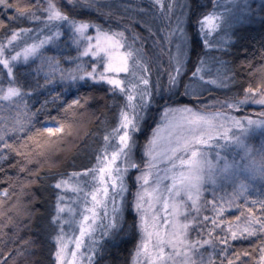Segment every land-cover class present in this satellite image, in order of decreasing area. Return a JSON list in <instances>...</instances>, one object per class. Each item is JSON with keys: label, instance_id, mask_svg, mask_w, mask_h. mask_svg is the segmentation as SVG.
Instances as JSON below:
<instances>
[{"label": "snow or ice", "instance_id": "6c2138e0", "mask_svg": "<svg viewBox=\"0 0 264 264\" xmlns=\"http://www.w3.org/2000/svg\"><path fill=\"white\" fill-rule=\"evenodd\" d=\"M230 3V8L214 3L212 10L195 15L181 5V14L173 16L172 0H126L115 7L104 0H0V100L22 103L25 110L0 123V172L15 168L17 178L27 173L31 182L39 165L54 162L43 158L73 134L77 114L94 99L81 89L103 87L116 106L115 123L104 122L102 143L88 166L53 177L58 193L49 214L53 264H102L109 241L129 231L131 264H264V190L256 189L257 181L264 182V63L240 60L239 67H251L249 80L224 99L209 97L207 105L200 101L209 87L225 89L236 82L232 62L197 55L192 68L187 66L194 37L224 55L237 44L247 53L233 25L257 17L264 21V0L255 6L254 0ZM83 9L96 11L105 23L83 16ZM117 10L124 15L116 16ZM113 16L115 26L108 23ZM25 20L34 26H8ZM145 33L159 53L168 52L166 68L157 61L155 79ZM68 41L76 56H63L59 46ZM259 51L264 59V35ZM20 62L35 73L33 83L22 82L15 71ZM181 86L192 103L173 99ZM39 89L46 90L47 99L30 107L25 98ZM165 92L169 99L159 105V120L139 144L147 115ZM41 115L55 126L36 127ZM256 134L258 147L252 142ZM34 159L37 167L29 168ZM4 179L11 186L12 177L5 173ZM69 189L72 196L59 194ZM9 198L7 188L0 190V264H20L33 242L21 235L25 225L3 209ZM19 204L17 197L9 210L27 215ZM229 209L237 214L228 215ZM126 210H134L130 224ZM242 240L254 242L237 247L234 242Z\"/></svg>", "mask_w": 264, "mask_h": 264}, {"label": "trees", "instance_id": "16d2710c", "mask_svg": "<svg viewBox=\"0 0 264 264\" xmlns=\"http://www.w3.org/2000/svg\"><path fill=\"white\" fill-rule=\"evenodd\" d=\"M117 6L126 0H104ZM185 8L193 15L202 12L209 7V2L201 5L199 0H186ZM259 0H257V3ZM176 5V4H175ZM178 7V6H177ZM175 8V7H174ZM82 15L85 17H91L98 20L100 23H105L107 18L101 17L99 13L92 9L80 10ZM173 16L181 14V9L173 11ZM116 16L124 15L123 11L117 10L115 12ZM7 20V16L3 17ZM108 23L115 26V16L108 20ZM34 25L32 22L27 20L23 22H11L9 27L17 26H27L31 27ZM237 33L243 38L241 43L246 42L248 51L247 53L239 52V45L235 46V49L229 54L224 55L223 53L219 56L221 60H229L232 63L229 67H232L233 71L236 73L237 80L234 84H230L225 89L211 88L207 91L206 95L210 97H219L224 99L225 96L231 95L232 92L239 91L240 83L247 82L249 80L248 73L251 72V67L245 64L239 67V62L242 59H247L251 61L252 65L257 63H264V59H261L260 55V41L262 35H264V21H261L257 17L253 21L245 22L242 25H235ZM3 31V30H0ZM143 32V29H140ZM191 31V29H190ZM147 37V33L144 34ZM162 35V33L160 34ZM196 41V46L191 49L188 57V67H192L193 62L196 61L197 55L203 56L206 53V49L200 43L199 37H194ZM148 52L149 57L152 58L153 62V79L158 75L156 72L157 61L163 64V67H167L168 63V52L164 51L162 54L158 52L155 45H153L151 37H147V43L144 45ZM174 45L172 46V49ZM73 52V51H72ZM74 53V52H73ZM29 65H19L16 67L15 71L20 75L22 82L33 83L32 77L35 73H28ZM215 70V67H213ZM161 81L166 83V73L160 74ZM42 82V80H41ZM82 92H92L94 99H91L89 103L85 106L82 113H78L76 120L78 124L75 125V131L69 137H66L63 141L59 143V150L52 151L48 156L44 157V160L51 159L53 163L44 162L38 167V171L34 175L30 176L31 182L25 179L28 175L27 173H20L19 178H17V171L15 168L4 167L3 172H0V190L7 188L10 198L5 199L2 205L3 209L12 215L14 221L22 223L25 227L21 231V235L29 238L33 243L30 246L29 252L25 254L20 260V264L27 261L28 264H53L54 252L53 244L55 243L52 239L54 233L51 232V227L49 225V214L54 212L55 200L54 197L58 193L53 186V177L56 173H67L71 174L72 171L79 170L81 166H88L89 161L93 157L94 150L102 143L101 134L104 130V122L107 121L108 124L115 123L116 106L112 104V97L110 94H106L105 89L102 87L98 90L92 89H81ZM183 87L181 86L180 91L176 94L173 99L179 103H190L192 100L186 95L183 97ZM75 94V89L71 90L66 98H71V95ZM185 97V98H184ZM28 98L30 107H39V102L47 99L46 90L39 89L36 93L30 94ZM120 100L121 97H116ZM163 99H169V94L164 93L163 98H158L157 104L153 105L147 115L144 122L143 130L139 133L137 139L139 144H143L148 132L151 129V123L155 125L156 117L160 112L159 105L162 103ZM49 111L52 115H57V109L49 106ZM47 127L55 126L53 122H47L44 120L43 115L39 117V123L36 127ZM227 154V153H226ZM135 155L140 157L142 151L138 145ZM239 159V157H236ZM39 159V158H38ZM13 159H9L8 163H13ZM37 167V160H33L29 165V168ZM5 173L12 177L11 186H9V181L4 179ZM21 185L23 188L21 189ZM17 197H19L20 204L17 205L19 208H24L28 210L27 215H13L15 209L9 210V205L13 204ZM237 213H228V215L235 216ZM133 210H126L124 213L126 221L131 223L133 219ZM3 217H0L2 220ZM139 237H136L138 241ZM254 241L242 240L235 241L234 243L237 247H247L250 243ZM134 241L132 239L131 231L126 237H118L114 241H109L106 245V251L104 254V259L102 264H131V253L133 250Z\"/></svg>", "mask_w": 264, "mask_h": 264}, {"label": "rangeland", "instance_id": "374dc122", "mask_svg": "<svg viewBox=\"0 0 264 264\" xmlns=\"http://www.w3.org/2000/svg\"><path fill=\"white\" fill-rule=\"evenodd\" d=\"M172 2L174 4H176V7L173 8V11H177V10L181 9L180 6L181 5L185 6L186 3H187L186 0H172ZM199 2H201L200 3L201 5H204L205 3H208L209 2V4H208L209 7L206 9V10H209V11L212 10V5L214 3L217 4V5H219V6H221V7H229V8L231 7L230 0H199ZM256 3H257V0H254L253 6H255ZM203 11H205V10L203 9L202 12ZM32 26H34V25H32ZM234 26L235 25H233V27ZM60 40L62 42L65 41V40H67V36L61 37ZM173 45H174V48L172 49V52L174 53L175 52V44H173ZM59 47H60V50L62 51L63 56H76V54H77L76 53V46L73 45L71 43V41H68L67 46H65L63 43H61ZM204 49H206V53L203 56H207L210 60L219 58V56L222 54V52L218 53V52H216V51H214L212 49H208V48H205V47H204ZM49 50L50 51H54L56 49H55L54 46H50ZM19 65H25V64L23 62H20V63L17 64V66H19ZM25 66H27V65H25ZM208 67L213 72H215V70H213L214 69L213 68L214 66L211 63L208 64ZM188 68H192V67H188ZM2 71H3L2 66H0V72H2ZM42 76H43V73H41V77ZM3 83L6 84L7 81H3ZM211 88H213V87H209L208 90H210ZM214 88H216V87H214ZM206 93L201 97V101L200 102L207 105L208 104V99H209L210 95H206ZM180 96L183 97V94H180ZM187 97H189L190 99H192V100L189 101L190 103H192L193 102V98L190 97V96H187ZM212 98H214V97H212ZM25 99L27 100V103H29L28 98L26 97ZM190 103H184V104H190ZM208 106L211 107V105H208ZM256 110L258 111L259 109H256ZM24 111L25 110L23 108V104L22 103L19 104L18 106H10L6 102H3L2 100H0V123H3L4 118L12 119V118H14V116H16L17 114L23 113ZM156 120H157L156 122H158V120H159V114L157 115ZM154 126L155 125L152 122L151 123V128L154 127ZM149 132H148V134H149ZM260 139H261L260 135L259 134H256L253 137L252 142L258 147L259 146V143H260ZM134 174H135V170H133V172H132V175H134ZM69 176H70V174H69ZM256 189L264 190V182L257 181L256 182ZM256 189H253L252 190L253 195L256 194ZM229 190H230V188H229ZM59 194L66 195V196H72V193H71V190L70 189L67 192H63V193H59ZM74 201H75V198L73 197V200L70 201V203H72L74 205ZM243 202H244L243 200L240 201V203H243ZM227 211H228V213L229 212L230 213L236 212L235 209H229ZM133 212H134V210H133ZM66 231H69L70 232L71 230L70 229H66Z\"/></svg>", "mask_w": 264, "mask_h": 264}]
</instances>
